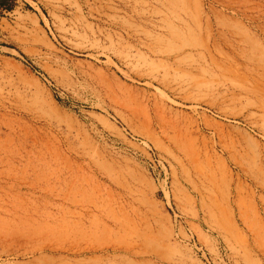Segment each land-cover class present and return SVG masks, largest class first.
Here are the masks:
<instances>
[{"label": "rangeland", "instance_id": "1", "mask_svg": "<svg viewBox=\"0 0 264 264\" xmlns=\"http://www.w3.org/2000/svg\"><path fill=\"white\" fill-rule=\"evenodd\" d=\"M7 7L0 264H264V0Z\"/></svg>", "mask_w": 264, "mask_h": 264}, {"label": "trees", "instance_id": "2", "mask_svg": "<svg viewBox=\"0 0 264 264\" xmlns=\"http://www.w3.org/2000/svg\"><path fill=\"white\" fill-rule=\"evenodd\" d=\"M13 2L14 0H0V5H4V7H7V4L13 3ZM8 9H12V8H8Z\"/></svg>", "mask_w": 264, "mask_h": 264}, {"label": "bare ground", "instance_id": "3", "mask_svg": "<svg viewBox=\"0 0 264 264\" xmlns=\"http://www.w3.org/2000/svg\"><path fill=\"white\" fill-rule=\"evenodd\" d=\"M225 123V122H224Z\"/></svg>", "mask_w": 264, "mask_h": 264}]
</instances>
